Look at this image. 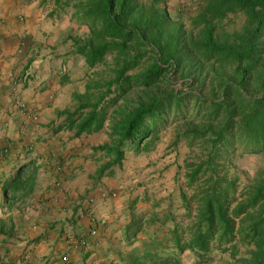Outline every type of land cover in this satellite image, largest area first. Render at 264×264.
<instances>
[{"label":"trees","instance_id":"obj_1","mask_svg":"<svg viewBox=\"0 0 264 264\" xmlns=\"http://www.w3.org/2000/svg\"><path fill=\"white\" fill-rule=\"evenodd\" d=\"M62 1L55 0V3ZM76 1L81 16L90 20L91 26L89 40L77 43L80 54L90 66H95L107 52L117 50L118 56H123L124 60L119 62L115 77L107 86L109 89L116 86V99L127 92H138L133 96L130 107L121 113L115 112L111 142L96 148L106 159L97 172L98 176H103L114 165L121 166L126 153L138 151L170 113L175 112L179 116L187 113L191 100L200 102L208 118L219 123V130L212 134L215 136L212 141L214 148L240 141L248 152L264 153V75L258 78L262 91L248 93L253 80L250 73L254 72L264 41V0H198V20L203 25L197 37L186 35L180 28L169 30V9L167 5L158 6L160 0L150 5H142L139 0ZM236 11L246 15L243 28L236 31L232 39L221 41L216 35L214 22ZM147 48L154 56L144 62L142 59L148 52ZM203 59L232 63L238 80L222 81L220 98L212 99L203 98L197 92L194 98H190L170 88L171 72H181L183 77L185 73L193 75L191 86L198 85L201 79L194 76L192 67L198 61L202 63ZM139 64H143L141 70L128 73ZM88 107L91 110L86 114L81 112L78 118L69 119L68 128H74L77 135L91 131L93 127L97 130L102 125L98 105L84 104L81 108ZM199 133L200 130L194 129L189 135L198 136ZM211 161L194 168L189 185L194 187L199 173ZM31 166H34V161L18 166L13 176L5 181V198L9 195L16 198V192L25 191L32 185L34 175L25 172V168ZM234 191V184L226 177H208L199 191L192 195L197 203V214L194 217L188 215L191 219L187 225L165 211L152 212L145 220L133 216L125 229L129 234L127 239L131 246L135 241L140 244L127 254L117 252L121 264H182L181 255L186 250L206 260L213 247L230 251L235 257L240 252L238 244L246 247V254L239 260L242 264H264V182L252 187L248 198L232 207L235 198L231 197V192ZM182 200L190 214L191 204L185 193ZM146 225L153 228L142 239L137 238ZM88 242L87 237L76 239L81 250ZM233 243L235 246L231 247ZM62 262L70 263L63 259ZM109 264H115L114 260Z\"/></svg>","mask_w":264,"mask_h":264},{"label":"crops","instance_id":"obj_2","mask_svg":"<svg viewBox=\"0 0 264 264\" xmlns=\"http://www.w3.org/2000/svg\"><path fill=\"white\" fill-rule=\"evenodd\" d=\"M72 13L55 0H0V264H63L64 255L69 264H121L117 252L136 246L126 226L133 216H151L129 206L145 193L131 184L139 165L132 181L124 164L98 176L106 159L96 148L107 136L68 128L69 119L91 110L81 108L90 71ZM29 161L34 182L5 198V181ZM81 237L89 238L84 250L76 246ZM181 263L205 260L186 250Z\"/></svg>","mask_w":264,"mask_h":264},{"label":"rangeland","instance_id":"obj_3","mask_svg":"<svg viewBox=\"0 0 264 264\" xmlns=\"http://www.w3.org/2000/svg\"><path fill=\"white\" fill-rule=\"evenodd\" d=\"M39 1L51 4L53 0ZM155 1L157 0H139L142 5H150ZM197 1L160 0L157 3L158 6L167 5L169 9L170 18L167 28L171 31L180 28L186 35L197 37L203 25L198 20ZM57 5L66 6L71 8V11L73 10L70 20L77 27L75 30L76 43L88 41L91 37L90 20L81 16L78 1L64 0ZM246 20V15L241 11L228 13L223 18L216 20L214 25L217 37L221 41L232 39L236 31L242 30ZM147 50V54L142 59L144 62L150 61V57L154 56L149 48ZM258 56L259 59L256 67H254V72L250 73L253 80L248 87L249 94H258L262 91L258 78L264 75V41ZM123 60L124 57H119L117 50L107 52L103 60L95 66H90L85 58L90 74L89 79L86 80V91L81 96V102L98 105V111L101 115L100 121L102 122L98 131L107 136L108 144L111 142L110 132L115 112L121 113L125 108L130 107L133 96L138 94V92H127L116 99L118 96L116 86L112 85L110 89L107 86L108 82L115 77V70ZM142 65L139 64L128 73L141 70ZM192 69L195 77L200 76L201 82L198 85L191 86L193 75L187 76L185 73V77H183L181 72H171L169 74L170 88L183 92L190 98H194V94L197 92L203 98L212 99L220 98L222 81L236 82L238 80L234 76V68L230 62L221 64L214 59H203L202 63L198 61ZM115 99L116 102H114ZM201 106L200 102L191 100L188 112L184 115L179 116L175 112L170 113L165 120L159 123L158 131L151 136L149 141H145L138 151L129 150L126 153L127 157L123 164L128 165V179L131 181L134 179L136 169L133 166L139 165L137 168L140 170L138 174L140 179L131 184L135 187H145V193L140 195L143 197L142 199H138L139 196L137 197V195L130 199L129 206L134 207L135 211L140 210L136 213L150 211L152 215V212H170L187 225L191 219L188 218V215L194 217L197 214V203L192 195L197 190L199 191L200 185L208 177H226L234 184L236 191L231 192V197L234 196L235 198L232 207L248 198V193L252 187L264 182V153H250L241 145L240 141L228 146L218 145L217 148H214L212 141L215 136L212 134L219 130V123L209 119L207 111ZM194 129L200 130L201 133L198 136L189 135L194 132ZM210 159L212 160L211 163L205 164L199 173V180L194 181V187L189 185L188 182L194 168ZM184 193L191 204L190 214L183 204ZM151 228L153 227L146 225V229L137 234L138 237H143L146 232L151 231ZM135 242L136 245L140 244L139 241ZM238 245L240 252L235 257L231 255L230 251L218 250L213 247L217 252L212 258H206L205 264H242L239 260L246 254V247L241 246V244ZM232 246H235V243L231 244Z\"/></svg>","mask_w":264,"mask_h":264},{"label":"built area","instance_id":"obj_4","mask_svg":"<svg viewBox=\"0 0 264 264\" xmlns=\"http://www.w3.org/2000/svg\"><path fill=\"white\" fill-rule=\"evenodd\" d=\"M102 195L105 197L107 194H106V193H103ZM91 235H93V236L96 235V230H93V231L91 232ZM82 242L85 243L84 240H82ZM76 246H77V244H76ZM74 247H75V246H74ZM62 259H63L64 262H67V263L70 262V260H69V256H68V255H64Z\"/></svg>","mask_w":264,"mask_h":264}]
</instances>
